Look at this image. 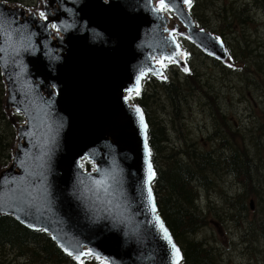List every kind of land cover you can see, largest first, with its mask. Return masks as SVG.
<instances>
[{
    "label": "water",
    "instance_id": "obj_1",
    "mask_svg": "<svg viewBox=\"0 0 264 264\" xmlns=\"http://www.w3.org/2000/svg\"><path fill=\"white\" fill-rule=\"evenodd\" d=\"M157 1L38 0L41 18L0 0L3 108L24 118L14 124L11 161L0 168V214L49 233L75 260L87 253L108 264L173 261L160 223L175 242L148 179L147 127L126 93L137 91L138 78L140 88L146 75L163 74L155 58L183 53L173 32L206 51L214 46L184 0L164 3L186 29ZM83 158L95 168L85 170Z\"/></svg>",
    "mask_w": 264,
    "mask_h": 264
},
{
    "label": "rangeland",
    "instance_id": "obj_2",
    "mask_svg": "<svg viewBox=\"0 0 264 264\" xmlns=\"http://www.w3.org/2000/svg\"><path fill=\"white\" fill-rule=\"evenodd\" d=\"M9 1L24 6L35 3V0ZM160 8L172 15L165 6L160 4ZM188 9L193 11L195 18L208 23L214 30L225 28L232 45L237 50L240 45L244 47L242 56L246 55L244 58L248 62L257 54L264 60V0H195L193 10L190 7ZM239 35L241 39L238 41L243 42L237 43L231 39ZM185 40L179 37L180 43L187 50L189 40ZM196 62V57H188L187 64L194 69V79L188 90L180 81L178 92L174 93L175 102L161 90H157V95L150 100V105L162 122L166 138L169 136V141H160L163 150L157 158L159 168L165 162L164 154L170 153L172 159L181 157V160L186 161L183 153L175 154L170 147L178 149L188 143L199 154L206 156L215 151L228 153L236 145L245 144L247 153L240 156L239 161L243 163L245 158L251 160L254 164L253 178L242 182L236 175L227 173L226 169H218L217 173L204 177L202 184L194 181L195 186H192L196 189L198 200L193 204L195 209L190 211L195 225L193 230L182 235L187 243L198 242L209 248L215 264H264V209L261 203L264 202V160L257 154L261 148L253 144L254 134L264 132V92H260L256 84L251 82H255L254 78L242 77L236 71L219 66L218 62L201 61L198 66ZM260 62L264 66L261 59ZM161 64L167 75L172 72L171 69L176 68L171 61ZM200 70L206 81L204 88L211 94L213 103L207 100L206 95L199 90L200 86H197ZM262 79L263 71L259 81ZM149 82L153 84L148 86V92H152L154 82ZM4 88L0 75V139H3L9 153L0 162V168L11 161L10 151L16 139L14 124L21 120L16 111L5 112L2 102ZM248 92L251 96H247ZM236 99L238 102H235ZM175 106H178V115L173 119ZM235 128L243 133V138L234 133ZM260 131L262 133H258ZM228 137L235 139L237 144L228 142ZM259 143L264 146V136ZM244 184L257 187L256 192L243 187ZM250 200L253 201V210L250 209ZM31 245V242L28 243L26 248L3 243L0 246V259L4 264H36L32 262Z\"/></svg>",
    "mask_w": 264,
    "mask_h": 264
},
{
    "label": "trees",
    "instance_id": "obj_3",
    "mask_svg": "<svg viewBox=\"0 0 264 264\" xmlns=\"http://www.w3.org/2000/svg\"><path fill=\"white\" fill-rule=\"evenodd\" d=\"M192 56L197 58L198 66L201 61L200 54L192 52ZM193 79L194 72L189 70L184 71L182 75L176 76L172 80H160L158 81L157 86H160V88L167 93L171 101L175 102L174 93L178 92V86L182 83L188 90L192 85ZM148 83L149 78H146L139 94L137 95V93H135L134 95L136 101L144 110L149 126L148 139L152 150L151 158L156 170L154 190L157 195L158 211L162 215L177 244H181L180 249L183 253V264H215L214 259L212 258L213 254L209 248L198 242L197 244L192 242L187 243V240L183 237L184 235H182L184 232L193 230V226L195 225L192 221V212L190 210L195 209L193 204L196 191L191 185V182L205 181L204 177L210 173H217L220 167L219 170L226 169L228 171L227 173L236 175V178L241 179V181L244 182V179L253 178L252 169L254 164L250 159L246 158L243 163H240L239 161L240 156H244V154L247 153L245 144L236 145L235 149L230 150L228 153L215 151L212 154L208 153L206 156H202L198 153L197 149L192 147L191 144L185 143L178 149H174V147L170 148L175 154L183 153L187 158L186 161L181 160V157H174L172 159L170 153L164 154L163 157L165 162L162 167L159 168L157 158L163 150L160 146V141L163 139L169 141V136L166 138L164 128L161 125L162 122L150 105L151 98H154L158 92L155 90L153 93V89L152 92H148L146 89ZM205 84L206 81L203 79L200 70L197 86H200L199 90H201L208 100L213 103L211 94L204 88ZM177 109L178 106H175L173 119L178 115ZM258 133L262 132L260 131ZM227 139L228 142L237 144L235 139L231 137H228ZM254 146H257L256 142L254 143ZM257 154L264 160V149H259ZM8 156V148H5L3 139H0V162ZM238 162L240 163L239 166ZM83 163L85 167L92 166L91 163L86 160ZM192 164H194V166L191 167ZM243 187H247L254 192H256L257 189L255 186H246L245 184ZM261 203L263 204L264 209V202ZM30 242L33 244L30 248L33 255V263L82 264L74 261L69 255L65 254L46 233L39 230L28 229L11 216L0 215V246L3 243H7L24 247ZM27 247L28 246H26V248ZM90 262L96 263V261L91 258L85 260L83 264H90ZM0 264H4L1 259Z\"/></svg>",
    "mask_w": 264,
    "mask_h": 264
},
{
    "label": "snow or ice",
    "instance_id": "obj_4",
    "mask_svg": "<svg viewBox=\"0 0 264 264\" xmlns=\"http://www.w3.org/2000/svg\"><path fill=\"white\" fill-rule=\"evenodd\" d=\"M184 2H185L186 4H188L189 6L191 5V0H184ZM161 4H162V6H163V4H164V0H161ZM41 15H43V13H41ZM217 39H219V38H217ZM170 59H171V58H170ZM184 70H185V71H189V69L186 68V67H185ZM138 85H139V78H138V80H137V95L139 94V88H138ZM136 111H137V113L140 115V123H141V126H142L143 128L146 129L147 125L144 124V121H143V114H142L141 110L137 107ZM145 152H146V155L150 157L151 152H150V150L148 149L147 139H145ZM148 172H149L148 179L151 180L152 177L154 176V173H153V171H152V165H151L150 162L148 163ZM150 194H151V190L149 189V195H150ZM153 211H155V207H154V205H153ZM158 219H159V218L157 217V220H158ZM160 228H161V229L163 230V232H164L165 239H167L168 242H169V244H171V248H172V256H173L172 264H179V260L181 259V257H180V250H179V249L176 247V245L172 242L171 237L169 236V234H168V232H167V229L164 228V226H163L162 223H160ZM65 251L68 252L69 255H72V253L69 252V250H68L67 248H65ZM86 254H87V253H81V254L77 255L76 258L79 259V258H80V255H86Z\"/></svg>",
    "mask_w": 264,
    "mask_h": 264
},
{
    "label": "bare ground",
    "instance_id": "obj_5",
    "mask_svg": "<svg viewBox=\"0 0 264 264\" xmlns=\"http://www.w3.org/2000/svg\"><path fill=\"white\" fill-rule=\"evenodd\" d=\"M226 77H227V76H226ZM227 82H228V81H227ZM254 84H255V83H254ZM249 85H250V84H249ZM245 86H246V85H245ZM251 86H252V85H251ZM248 87H249V86H248ZM230 91H231V90H230ZM234 92H235V91H234ZM236 92H238V91H236ZM236 92H235V93H236ZM207 100H208V99H207ZM244 104H245V103H244ZM258 105H259V104H258ZM243 106H244V105H243ZM245 107H246V106H245ZM246 109H247V108H246ZM248 110H249V109H248ZM203 111H205V110H203ZM87 128H90V124L87 125ZM235 129H236V128H235ZM219 134H220V133H219ZM224 135H225V134H224ZM207 141H208V140H207ZM203 148H204V147H203ZM220 168H221V167H220ZM220 168H219V169H220ZM222 171H223V170H222ZM220 172H221V171H220ZM212 209H213V208H212Z\"/></svg>",
    "mask_w": 264,
    "mask_h": 264
},
{
    "label": "flooded vegetation",
    "instance_id": "obj_6",
    "mask_svg": "<svg viewBox=\"0 0 264 264\" xmlns=\"http://www.w3.org/2000/svg\"><path fill=\"white\" fill-rule=\"evenodd\" d=\"M231 39L235 40V41H238L241 39V35H239L238 37L237 36H232Z\"/></svg>",
    "mask_w": 264,
    "mask_h": 264
}]
</instances>
